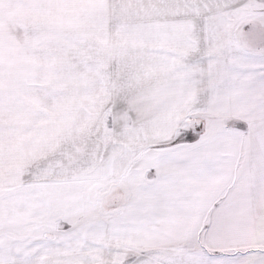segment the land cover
Listing matches in <instances>:
<instances>
[{
    "label": "snow or ice",
    "instance_id": "6c2138e0",
    "mask_svg": "<svg viewBox=\"0 0 264 264\" xmlns=\"http://www.w3.org/2000/svg\"><path fill=\"white\" fill-rule=\"evenodd\" d=\"M0 264H264V0H0Z\"/></svg>",
    "mask_w": 264,
    "mask_h": 264
}]
</instances>
